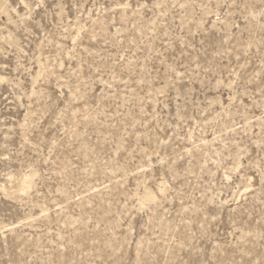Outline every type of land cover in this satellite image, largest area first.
<instances>
[{
	"label": "rangeland",
	"instance_id": "rangeland-1",
	"mask_svg": "<svg viewBox=\"0 0 264 264\" xmlns=\"http://www.w3.org/2000/svg\"><path fill=\"white\" fill-rule=\"evenodd\" d=\"M0 264H264V0H0Z\"/></svg>",
	"mask_w": 264,
	"mask_h": 264
},
{
	"label": "bare ground",
	"instance_id": "bare-ground-1",
	"mask_svg": "<svg viewBox=\"0 0 264 264\" xmlns=\"http://www.w3.org/2000/svg\"><path fill=\"white\" fill-rule=\"evenodd\" d=\"M25 183V182H24Z\"/></svg>",
	"mask_w": 264,
	"mask_h": 264
}]
</instances>
